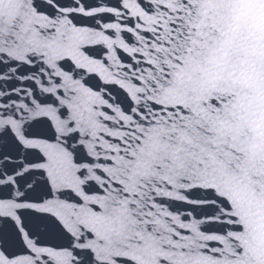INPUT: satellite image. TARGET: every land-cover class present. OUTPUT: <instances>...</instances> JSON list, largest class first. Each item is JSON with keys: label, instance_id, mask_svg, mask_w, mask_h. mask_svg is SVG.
<instances>
[{"label": "snow or ice", "instance_id": "6c2138e0", "mask_svg": "<svg viewBox=\"0 0 264 264\" xmlns=\"http://www.w3.org/2000/svg\"><path fill=\"white\" fill-rule=\"evenodd\" d=\"M0 264H264V0H0Z\"/></svg>", "mask_w": 264, "mask_h": 264}]
</instances>
